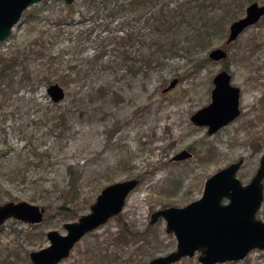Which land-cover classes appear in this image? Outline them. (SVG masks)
<instances>
[{"label":"rangeland","instance_id":"1","mask_svg":"<svg viewBox=\"0 0 264 264\" xmlns=\"http://www.w3.org/2000/svg\"><path fill=\"white\" fill-rule=\"evenodd\" d=\"M117 1L44 0L0 43V206L45 209L39 225L10 219L0 227V264H32L30 254L49 246V231L66 234L64 225L89 214L103 189L131 179L139 185L123 212L86 235L60 264H149L177 248L163 219L151 224L155 212L197 201L210 177L241 159L244 185L259 168L264 17L230 44L236 20L226 29L210 22L202 47L186 23L154 35L165 0H142L120 14ZM226 9L230 16L233 9ZM218 48L226 60L209 58ZM221 71L241 89V115L209 135L192 117L211 104ZM54 84L65 89L60 103L48 95ZM183 151L191 158L174 161ZM71 167L75 194L68 191ZM258 218L264 221V202ZM198 256L176 264H200ZM225 264H264V252Z\"/></svg>","mask_w":264,"mask_h":264},{"label":"water","instance_id":"2","mask_svg":"<svg viewBox=\"0 0 264 264\" xmlns=\"http://www.w3.org/2000/svg\"><path fill=\"white\" fill-rule=\"evenodd\" d=\"M44 0H0V43L8 40L24 12ZM71 6L75 0H63ZM264 17V4L247 6L245 16L234 21L229 28L227 43L236 41L248 28ZM227 52L214 49L209 58L215 62L227 59ZM174 80L169 90L177 85ZM212 102L192 117L195 125L208 127L209 135L234 122L241 115V89L234 86L227 71L214 78ZM48 95L54 103L65 99V90L59 84L51 85ZM191 156L186 152L174 160L182 161ZM243 160L233 163L210 177L202 197L182 207H170L155 212L151 224L159 219L166 222L167 234L177 241L174 252L153 259L149 264H176L184 258L200 254V264H225L243 261L252 251L264 252V221L257 214L264 200V156L256 176L244 185L237 177ZM139 185L131 179L107 186L91 206V212L77 221L66 223V234L49 231V246L32 252V264H59L69 258L76 245L89 233L107 224L125 209L129 195ZM10 219L30 225H39L45 219V209L27 202L6 203L0 206V227Z\"/></svg>","mask_w":264,"mask_h":264},{"label":"trees","instance_id":"3","mask_svg":"<svg viewBox=\"0 0 264 264\" xmlns=\"http://www.w3.org/2000/svg\"><path fill=\"white\" fill-rule=\"evenodd\" d=\"M259 0H165L163 5L158 8L156 20L154 24V35L165 36L181 23H186L196 30L195 41L202 47L208 45L206 39L209 37L210 22H216L224 29L230 22L237 20L244 14L248 5L257 3ZM142 0H118L116 5V14L124 13L129 7L141 6ZM224 11H221L222 9ZM226 8H231L230 16L226 12ZM119 11V12H118ZM7 72V71H6ZM2 74L4 77L6 75ZM70 183L69 192L76 193L77 189V173L71 167L69 169ZM68 192V193H69ZM73 200H76L73 197ZM74 214V213H73ZM78 217V216H76ZM126 227H124L125 229ZM134 237H140V234H131Z\"/></svg>","mask_w":264,"mask_h":264},{"label":"flooded vegetation","instance_id":"4","mask_svg":"<svg viewBox=\"0 0 264 264\" xmlns=\"http://www.w3.org/2000/svg\"><path fill=\"white\" fill-rule=\"evenodd\" d=\"M27 10H28V9H27ZM27 10H26V11H27ZM26 11H25V12H26ZM25 12H24V13H25ZM23 15H24V14H23ZM3 74H5V73H3ZM1 76H2V75H1ZM48 89H49V88H48ZM64 90H65V89H64ZM208 134H209V132H208ZM183 152H184V151H183ZM186 152H187V151H186ZM181 153H182V152H181ZM187 153H188V152H187ZM188 154H189L190 156H192L190 153H188ZM263 156H264V155H263ZM263 156H262V157H263ZM175 157H176V156H175ZM190 158H191V157H190ZM188 159H189V158H188ZM261 159H262V158H261ZM185 160H186V159H185ZM241 160H242V159H241ZM174 161H175V160H174ZM182 161H183V160H182ZM239 161H240V160H239ZM260 162H261V160H260ZM242 166H243V164H242ZM242 166H241V168H242ZM259 168H260V165H259ZM259 168H258V170H259ZM240 170H241V169H240ZM258 170H257V171H258ZM256 174H257V172H256ZM256 174H255V176H256ZM255 176H254V177H255ZM237 177H238V175H237ZM254 177H253V178H254ZM239 180H240V179H239ZM252 180H253V179H252ZM252 180H251V181H252ZM263 185H264V180H263ZM198 200H199V199H198ZM263 202H264V200H263ZM190 204H191V203H190ZM262 204H263V203H262ZM261 208H262V206H261ZM261 208H260V210H261ZM260 210H259V211H260ZM258 213H259V212H258ZM257 218H258V214H257ZM258 219H259V218H258ZM260 220H261V219H260ZM262 221H263V220H262ZM252 252H253V251H252ZM196 255H197V254H196ZM198 255L200 256V254H198ZM199 256H198V261H199ZM248 256H249V255H248ZM248 256H247V257H248ZM247 257H246V258H247ZM246 258H245V259H246ZM184 259H185V258H184ZM188 259H192V258H188ZM245 259H244V260H245ZM30 260H31V259H30ZM31 262H32V261H31ZM62 262H63V261H62ZM240 262H241V261H240ZM199 263H200V262H199ZM228 263H234V262H228ZM59 264H60V263H59Z\"/></svg>","mask_w":264,"mask_h":264}]
</instances>
